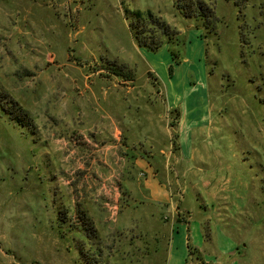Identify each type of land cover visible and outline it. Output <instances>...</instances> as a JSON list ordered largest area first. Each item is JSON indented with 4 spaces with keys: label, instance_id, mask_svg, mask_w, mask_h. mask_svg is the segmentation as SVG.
Listing matches in <instances>:
<instances>
[{
    "label": "rangeland",
    "instance_id": "obj_1",
    "mask_svg": "<svg viewBox=\"0 0 264 264\" xmlns=\"http://www.w3.org/2000/svg\"><path fill=\"white\" fill-rule=\"evenodd\" d=\"M206 1L219 20L209 32L173 0H0V97L32 121L0 107V264H76L80 242L95 258L101 247L102 264H166L172 221L139 156L167 180L188 238L264 264V0ZM127 9L178 28L195 68L178 67L168 43L138 47ZM167 78L190 119L205 116L186 125V162ZM77 214L97 231L88 243Z\"/></svg>",
    "mask_w": 264,
    "mask_h": 264
},
{
    "label": "trees",
    "instance_id": "obj_2",
    "mask_svg": "<svg viewBox=\"0 0 264 264\" xmlns=\"http://www.w3.org/2000/svg\"><path fill=\"white\" fill-rule=\"evenodd\" d=\"M173 1L176 9L183 17L196 20L207 32L215 29V25L219 20L216 16L213 5L209 2L206 0ZM227 1H232L240 8L239 0ZM126 14H128L127 18H129V27L138 47L145 48L149 51H158L164 44L168 43L172 46L171 55L174 62L180 63L182 61L183 55L180 47L184 46L186 38H182V34L178 28L172 26L167 20L151 9H127ZM108 65L110 66L103 68L107 69L109 73L121 77L124 80L133 79L131 69L127 64L110 61ZM172 69L173 66L169 68L170 74L172 73ZM154 77L158 80L156 75ZM4 95L5 96L0 97V107L12 115L10 116V119L22 126L32 125V121L28 117L27 111L22 108L21 104L17 100H12V98L8 99L6 93ZM170 113H175L176 117H179L178 108L170 109ZM172 143H175L176 148L179 150L178 141L176 140ZM77 216L80 221L79 224L71 225H73L76 231H79L86 237L87 243L89 239H95L97 237V231L94 227H92L91 230L88 222L85 221V219H87L85 214H77ZM66 222V218H60L59 228L62 229L66 225ZM62 237L64 239V235H62ZM74 248L78 253L75 262L76 264H102L101 257L103 254L101 247H95V249L98 250L97 258L91 254L90 249L85 246V242H80V244L75 245Z\"/></svg>",
    "mask_w": 264,
    "mask_h": 264
},
{
    "label": "crops",
    "instance_id": "obj_3",
    "mask_svg": "<svg viewBox=\"0 0 264 264\" xmlns=\"http://www.w3.org/2000/svg\"><path fill=\"white\" fill-rule=\"evenodd\" d=\"M184 48L185 55L184 57H182V61L176 64L178 65V67L181 66L184 69H186V64L189 65V68H195L196 63L195 61H193V57L196 55L189 54L186 51V42L184 44ZM143 54L146 57H148L149 55L148 53ZM193 76H195V74H193ZM165 80L166 81L164 82H166V87L168 90V92L165 93L166 99L168 101V108L179 109V117L176 124L178 138L177 141L182 159L186 162V155H190L187 153V151L189 153L192 151V144H186V125H192V127H195L205 116H202L199 119H190L192 115L190 113L187 114L188 109H186V103H184L186 98V91L178 93L173 92V90L170 91V87H173L172 79L167 78ZM182 85L186 86L185 78L182 82ZM182 85L180 83L178 87H181ZM138 161L141 169L142 167L145 169V172L142 171L144 176L146 178L150 177L151 179L147 180L146 182V187L150 193L151 198L159 208H161L163 211L166 210V212L169 213L172 221L171 235L169 243L167 245L168 247L166 264H236V259L234 258L231 251H228V249H224L225 247L220 245L219 241H216L214 243L213 241H211L209 243H211L212 245H208V240L206 239H190L188 238V236H186V226L189 222V219L186 223V219H184L183 216L178 215V210L181 209V207L178 205V203L173 201L174 199H172V191L171 189L166 187L167 180L165 181L164 179H161V177L158 175V168H154L153 165H151L150 162L146 161V159H144L143 157H137L136 162L138 163ZM146 164L148 166H146ZM202 203L203 205H205L204 201H202ZM188 208L186 207L185 209L188 211ZM211 259L215 260V263H212Z\"/></svg>",
    "mask_w": 264,
    "mask_h": 264
}]
</instances>
